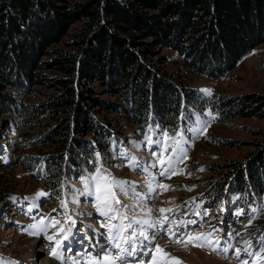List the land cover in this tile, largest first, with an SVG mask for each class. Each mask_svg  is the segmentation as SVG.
<instances>
[{
	"label": "trees",
	"instance_id": "16d2710c",
	"mask_svg": "<svg viewBox=\"0 0 264 264\" xmlns=\"http://www.w3.org/2000/svg\"><path fill=\"white\" fill-rule=\"evenodd\" d=\"M77 22L84 26L73 41L56 46ZM262 43L264 0H0V115L18 113L25 126L52 122L37 140L54 152L36 168L58 198L62 177L73 179L114 140L99 112L127 118L142 135L157 124L180 131L208 103L220 120L264 119V94L210 101L155 63L156 48L168 47L192 69L216 77ZM35 85L46 91L29 103ZM33 141L27 146L36 147ZM262 158L242 182L259 186L260 194Z\"/></svg>",
	"mask_w": 264,
	"mask_h": 264
},
{
	"label": "rangeland",
	"instance_id": "374dc122",
	"mask_svg": "<svg viewBox=\"0 0 264 264\" xmlns=\"http://www.w3.org/2000/svg\"><path fill=\"white\" fill-rule=\"evenodd\" d=\"M82 26L84 22L72 24L56 46L66 47L67 43L73 41L74 32L81 30ZM156 52L155 63L158 68H162L168 75L179 76L183 82L197 88L210 101L218 96L264 94V43L256 46L236 66L216 77L192 69L171 48L159 46ZM48 57L49 54L43 57V60ZM159 60L163 64L159 63ZM97 85L94 83L96 91H104ZM32 88L34 91L27 101L36 103L43 98L42 93L46 88L39 85ZM204 90H210V94ZM98 115L106 121L110 128L108 132L114 140L108 150H98L96 153L100 154L113 175L134 183L135 193L143 197L141 200L132 192L127 196L118 193L123 204L134 206L125 209L129 216L148 218L146 209L151 208V219L155 220L160 216V208H172L174 211L166 215L177 222H187L190 219L197 221L196 225L189 226L193 233L218 229L214 235L220 238V247L226 246L225 241L232 247L226 253L191 244L184 248L181 244L174 243L164 232L160 233L156 244L182 264H240V260L250 259L242 253L238 260L234 249H243L244 242L250 241L255 250L264 237V211H259L261 205H264V193L260 194L259 186H253L251 181L246 183V188L242 185L243 177H248L246 173L250 175L251 167L256 166L258 160L264 156V119L233 117L220 120L209 103L201 111L197 109L189 119L190 123H184L180 128L188 140L184 145L187 157L176 164L175 170L179 172L183 169L184 174L172 175L168 179L159 175V165L156 168L150 167L156 162L162 145L158 147L145 140V136L150 135L155 141L161 130L151 127L153 131L142 135L137 126L123 116L104 112H99ZM23 121L18 113L0 115V133L4 136L0 141V257L16 261L18 264H87L90 254L95 256L101 250L98 245L95 248L93 245H96L97 240L100 245H104L106 238V230L100 227L105 218L97 213L94 197L81 195L85 187L81 178L94 171L96 156L95 160L90 159L82 172L76 174L73 179H68L66 174L62 177V194L55 198L41 183L42 174L38 172V167L36 168L41 157L54 152L52 145L37 140L39 132L48 131L52 122L44 120L34 126H25ZM205 121L207 124L201 123ZM190 127L201 128V133L188 132ZM160 138L163 140L162 135ZM29 139L35 140L33 142L38 143L37 146L28 147ZM124 152L135 156L141 168L128 166L127 161L120 155ZM164 155H172L175 159V154L170 149ZM84 164L82 161V165ZM150 182L153 186L156 183L170 185L175 190L157 189L156 192H149ZM187 188L192 190L188 191ZM262 188L264 189V186ZM39 191L50 194L36 200V206L33 207V200L24 198H33ZM73 198L78 203H73ZM62 200L67 201V215L76 221L73 233L78 234L71 250H65L63 259L57 260L50 255L54 242L47 240V235L53 234L56 229L48 228L46 234L34 235L31 233L35 230L28 226L41 219H45L47 223L48 218L55 217L68 227L65 211L61 207ZM253 208L258 211L253 212ZM54 209L56 211H53ZM196 212H199V215H195ZM89 225L91 228L87 227ZM93 229H98L99 233L105 235L97 236ZM229 232L232 236L228 235ZM130 264H136V261L130 260ZM172 264H175V261Z\"/></svg>",
	"mask_w": 264,
	"mask_h": 264
},
{
	"label": "snow or ice",
	"instance_id": "6c2138e0",
	"mask_svg": "<svg viewBox=\"0 0 264 264\" xmlns=\"http://www.w3.org/2000/svg\"><path fill=\"white\" fill-rule=\"evenodd\" d=\"M204 91L210 94V90ZM208 115H211V113H208ZM184 119H188V117H184ZM201 123L207 124L206 121ZM156 129H160L159 124L156 125ZM149 131L151 132L153 129L150 127ZM187 131L201 133V128L190 127ZM204 131H206V128ZM160 135H162L163 140H161ZM160 135L157 136L155 141L152 140L150 135L145 136V140L149 143H154L158 147L162 145V151L157 156L156 162L152 163L150 167L156 168L157 165H159V175L168 179H170L172 175H183L184 170L180 169L179 172H177L175 166L178 162H181L187 157L184 145L188 143V140L184 132L173 130L170 134L168 131L161 130ZM133 143L135 144V142ZM169 149L175 154V159L172 155L167 157L164 155ZM153 154L155 155V153ZM120 155L127 161L128 166L141 168L135 156H129L127 152L121 153ZM114 166L121 167L122 165ZM142 170L147 171V169ZM200 170L202 171L203 169ZM188 175H191V173H188ZM154 179L155 177H153V180ZM81 180L85 186L81 195L94 197V206L97 213L105 218L103 223L100 224V227L106 230L105 244L100 245L99 240H97L93 248L98 245L101 250L97 252L95 256L90 254L87 264H130V260H135L136 264H172L173 261H175V264H182V262L172 256L171 253L166 252L163 247L155 243L161 232L167 234L169 239H172L174 243L181 244L184 248H187L188 245L191 244L195 247H208L214 252L219 251L226 253L228 249L232 247L227 241H225V247H220L221 240L214 235V232L218 231V229L193 233L189 226L196 225L197 221L190 219L187 222H177L174 218H170L166 215V213H172L174 211L172 208H160V216L155 220L151 219V208L146 209V216L148 218L129 216L125 209L134 206L123 204L118 193L127 196L129 192H132L141 200L143 197H139V194L135 193L134 183H130L127 180L113 175L98 152L96 153V167L94 171L82 177ZM148 188L149 192H156L157 189H162L163 191L175 190L170 185L156 183L155 186H153L151 182ZM186 190L191 191L192 189L187 188ZM48 195L49 193L39 191L36 193L35 197H25L24 199L33 200L32 206L35 207L36 200ZM72 202L78 203L75 198L72 199ZM61 207L65 211L68 227H65V225L55 217L48 218L47 223L45 219H41L37 223L28 226V228L35 230L31 233L34 235L39 233L46 234L48 228L56 229L53 234L47 235V240L54 242L50 255L57 260L63 259V252L65 250H71L75 236L78 234L73 233L76 221L72 219V216L67 215V201L62 200ZM28 211L30 212L31 208H29ZM53 211L56 210L54 209ZM252 211L257 212L258 209L253 208ZM259 211H264V205H261ZM73 212H75V209H73ZM205 214L207 213L205 212ZM239 214L240 213H237V215ZM195 215H199V212H196ZM254 218L255 217H253V219ZM165 225H167V227H165ZM87 227L91 228V225ZM93 232L97 236L105 235L99 233L98 229H93ZM228 235L232 236V233L229 232ZM85 239L90 240L88 237H85ZM244 244L245 246L243 249H234L235 256L238 260H240L242 253L250 258L240 260V264H264V237L261 238L260 246L255 250H253L250 241H245ZM144 257H147V259H144ZM0 264H18V262L0 257Z\"/></svg>",
	"mask_w": 264,
	"mask_h": 264
},
{
	"label": "bare ground",
	"instance_id": "6f19581e",
	"mask_svg": "<svg viewBox=\"0 0 264 264\" xmlns=\"http://www.w3.org/2000/svg\"><path fill=\"white\" fill-rule=\"evenodd\" d=\"M53 264V263H52Z\"/></svg>",
	"mask_w": 264,
	"mask_h": 264
}]
</instances>
